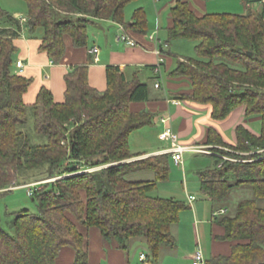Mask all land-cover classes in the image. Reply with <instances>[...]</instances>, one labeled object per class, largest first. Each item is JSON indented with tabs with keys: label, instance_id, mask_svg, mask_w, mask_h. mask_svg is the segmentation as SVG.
Instances as JSON below:
<instances>
[{
	"label": "trees",
	"instance_id": "16d2710c",
	"mask_svg": "<svg viewBox=\"0 0 264 264\" xmlns=\"http://www.w3.org/2000/svg\"><path fill=\"white\" fill-rule=\"evenodd\" d=\"M24 1L26 27L33 34L42 32L40 49L55 63L66 55L67 36L75 47L88 46L89 26L96 20L148 30L142 7L131 22L125 20L127 5L136 0ZM242 1L248 5L254 0ZM171 16L168 43L197 41L196 56H179L170 74L192 83L191 92L177 97L211 104L215 120L242 105L246 117L261 119L259 134L237 125L235 144L209 128L207 144L215 146L210 149L216 154L198 171L203 199L227 207L232 191L244 185L254 196L241 199L234 214L227 208L217 216L225 228L219 239L233 242L232 250L207 258L206 264H264V5L246 14L197 15L188 1L178 0ZM1 19L19 22L0 3ZM21 29V24L15 30L0 26V197L27 188L37 209L15 212L12 233L0 218V264H56L65 246L75 250L74 264H89L78 224L98 227L105 239H115L125 250L141 240L151 261L158 262L162 247L175 245L173 226L190 204L153 194L170 178V153L134 159L138 154L130 147L131 133L154 124L156 117L149 109H131L133 102L150 99L148 84L108 65L107 88L101 91L90 84L89 62L76 63L65 74L64 101L57 102L42 86L36 101L27 104L24 94L33 80L13 71L14 39ZM35 138L42 141L35 143ZM143 170H152L154 178L127 179Z\"/></svg>",
	"mask_w": 264,
	"mask_h": 264
},
{
	"label": "crops",
	"instance_id": "0c3cea01",
	"mask_svg": "<svg viewBox=\"0 0 264 264\" xmlns=\"http://www.w3.org/2000/svg\"><path fill=\"white\" fill-rule=\"evenodd\" d=\"M177 1L136 0L132 2V5L130 4L131 6L128 4L125 9L126 22L132 21L136 9L141 7L145 9L148 30L144 33L114 20H96L93 23L95 29L91 33L89 32L87 47H75L70 37L65 38L67 51L59 63H55L45 51L40 49L42 32L40 30L35 34L29 32L26 22L20 20L22 17L27 18L21 8L11 11V14L19 22L1 19L0 26L15 30L18 28V24L22 25V29L18 31L14 39L17 52L14 56L13 71L33 80L28 91L24 94L25 102L27 104L34 103L42 86H46L52 91L57 102L64 101L65 74L76 63L89 62L90 84L103 91L107 88V66L118 65L128 79L138 75L140 81L147 83L150 89V99L133 102L131 104L132 111L149 109L156 113L154 124L135 130L130 135V147L133 152L138 154L134 159L165 153L171 154V142L160 137L162 130L166 126H170L179 135L182 143L201 148V150H187L183 156L184 158L186 154H191L195 157L197 161L196 175L198 176L200 169L210 165L211 158L209 156L216 154L210 149L215 146L207 144L210 127H214L226 142L235 144L237 125L244 124L251 131L259 134L261 119L258 116L246 117V107L242 105L234 109L227 118L215 120L212 117L213 106L211 104L177 97L179 94L192 91V83L188 78L170 75L177 66L179 56L183 57L184 55L179 54L173 57L171 53H167V51L171 52V43H168L167 39L165 42L160 38L161 30L164 27L168 30L172 26L171 8ZM186 1L190 3L197 15L220 13L210 11L209 0ZM258 3L257 9H253L254 4H252L249 7L250 10L260 11L263 4L260 1ZM153 7L157 17L155 16L150 21L147 8L152 12ZM246 8L248 7L246 6ZM124 31L136 41L135 46L117 40V35ZM151 35L156 38L151 39ZM92 47H98V51L91 53ZM158 50H165V52L161 51L160 54ZM18 60L23 61L22 68L17 67ZM157 65H160L159 72L155 71ZM158 81L160 87L155 86ZM163 118L166 119L165 122L162 120ZM185 163L183 161V164ZM183 169L185 170L184 166ZM135 173L142 175V179L136 180H150L155 176L152 170ZM167 181H170V178ZM185 181L188 182V186L184 189L190 208L185 213L182 212L179 223L173 226L175 245H164L158 262L151 261V254L141 240H133L129 249L125 250L119 246L115 239L110 241L105 239L98 227H86L78 224L89 251V264H192V255L197 248L203 250L206 259L213 255L230 254L233 242L219 239L225 233V228L216 220L220 214V208L227 210V207H221L210 200L198 199L197 194L201 188L199 177L198 181L193 183V187L189 184L187 174ZM158 188L159 184L156 190ZM190 196H194L195 199L191 200ZM178 234H185L186 238H189L188 244L187 240L184 244L178 242ZM142 254L147 257L146 260L141 259ZM75 255L76 252L72 247L65 246L61 249L56 264H74Z\"/></svg>",
	"mask_w": 264,
	"mask_h": 264
},
{
	"label": "rangeland",
	"instance_id": "374dc122",
	"mask_svg": "<svg viewBox=\"0 0 264 264\" xmlns=\"http://www.w3.org/2000/svg\"><path fill=\"white\" fill-rule=\"evenodd\" d=\"M258 2H259L258 0H254L250 4L246 5V3H244L242 0H209V6L211 9L210 11L246 14L250 11L249 7L252 4H254L253 9L254 8L257 9L259 4ZM0 3L3 6V8L7 9L10 13H12L11 11H14L15 9H19V8H21L23 14L27 13V4L24 0H0ZM130 4L132 5V3ZM130 4L129 6H131ZM246 6L248 8H246ZM147 13L149 15L150 21L156 16L154 7L152 8V12L147 8ZM94 29H95L94 25L91 24L89 26V32L91 33ZM160 38L162 39V41L165 42L166 39H168L167 30L165 27L161 30ZM170 43H171V47H170L171 55L173 57H176V55L179 54L184 56H196L195 46L197 44V41L187 38H179L171 41ZM33 141L35 143H38L41 142L42 140L40 138H35ZM220 148L225 151L230 150L228 147H220ZM219 154L222 155V157L225 159L231 158L226 154L220 152ZM183 159H184L183 161L186 163L179 166L178 164L177 165L175 164L173 159H171L170 181H166L164 183L160 182L158 190H155L153 192L154 195L167 196V197L174 196L177 199H182L187 201L186 192L184 188L188 186V182L185 181V175L186 174L188 175L189 184L191 186L193 185V183H195V181L196 182L198 181V176L196 175L197 161L195 157H193L191 154H186V156ZM183 166L185 170L183 169ZM100 168H102V166ZM141 176L142 175L134 173V174H130L127 177V179L129 180L142 179ZM197 196L198 199L204 200L201 194V190L199 191ZM253 196L254 194L251 187L247 185H244L242 187H237L232 191L228 199H226L224 205L227 206L228 212L230 214H234L236 211V205L241 199L252 198ZM187 203L189 204L188 201ZM22 209H28L33 212H35L37 209L36 204L32 201L30 195H28L27 188L16 187L14 190L7 192L6 194L0 197L1 225L6 231L10 233L13 232L14 230L13 219L15 218V212L20 211ZM186 211L187 210H185L184 213ZM177 236H178V242L184 244L186 243L187 240V244H188L189 238L188 237L186 238L185 234L182 235L178 234Z\"/></svg>",
	"mask_w": 264,
	"mask_h": 264
},
{
	"label": "built area",
	"instance_id": "2783aa9c",
	"mask_svg": "<svg viewBox=\"0 0 264 264\" xmlns=\"http://www.w3.org/2000/svg\"><path fill=\"white\" fill-rule=\"evenodd\" d=\"M263 5H264V0H259ZM22 22H26L27 18L26 17H22L20 19ZM156 38V36L151 35V39ZM117 40L121 41V42H125L126 44L130 45V46H135L136 45V41L125 31L118 34L117 35ZM98 51V47H92L90 49L91 53H96ZM158 52L161 54V51L158 50ZM163 60V58L161 57V61ZM18 68H22L24 66V63L22 60H18L16 63ZM155 71L159 72L160 71V65H157L155 67ZM156 87H160V82H156L155 83ZM164 122L166 121V119H162ZM160 137L163 140H169L171 142V155L172 158L174 160V162L178 165L183 164V156L184 153L187 150H201V148L196 147V146H188L185 145L184 143H182L180 141L179 135L170 127V126H166L164 128V130H162ZM28 194L31 195L32 194V190L28 191ZM190 199L193 200L195 199L194 196H190ZM226 210L222 209L219 211V213H224ZM141 259L142 260H146L147 257L145 255H141ZM192 264H206V258L204 255V252L201 248H197L196 251L193 253L192 255Z\"/></svg>",
	"mask_w": 264,
	"mask_h": 264
}]
</instances>
